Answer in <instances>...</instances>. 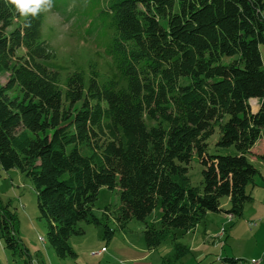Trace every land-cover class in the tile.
<instances>
[{
	"label": "trees",
	"instance_id": "16d2710c",
	"mask_svg": "<svg viewBox=\"0 0 264 264\" xmlns=\"http://www.w3.org/2000/svg\"><path fill=\"white\" fill-rule=\"evenodd\" d=\"M263 14L264 0H113L106 16L116 35L106 54L119 77L100 84L93 67L87 81L79 70L63 79L46 66L56 54L43 14L26 23L0 0V74H10L0 86V178L18 169L32 180L60 259L77 256L70 239L84 235L82 222L102 225L105 239L144 222L152 251L209 213L243 216L261 175L249 157L264 131ZM14 88L22 99L9 96ZM195 157L200 186L189 176ZM102 188L119 190L120 203L98 219ZM158 206L161 219L148 223ZM0 239L29 264L17 217L1 201ZM175 245L176 260L189 252Z\"/></svg>",
	"mask_w": 264,
	"mask_h": 264
},
{
	"label": "rangeland",
	"instance_id": "374dc122",
	"mask_svg": "<svg viewBox=\"0 0 264 264\" xmlns=\"http://www.w3.org/2000/svg\"><path fill=\"white\" fill-rule=\"evenodd\" d=\"M112 1L54 0L52 11L43 14V37L56 58L44 61V64L61 73L63 79L79 70L88 81L93 67L100 74V84L108 79L117 80L119 75L106 54V48L116 35L111 27V17L106 16ZM261 52L264 64V46H261ZM9 81V73L0 74V86H6ZM9 96L23 98L19 88L10 91ZM250 105L252 111L257 112L261 101L254 98ZM219 137L218 127L208 141L209 154H216ZM230 151L234 153L235 149ZM252 152L249 159L261 175L256 178L255 185L248 188V192L253 193L254 201L247 203L245 221L244 213L237 219L225 213H209V218L206 217L201 224L202 232L197 231L195 235L193 232H177L176 241L169 238L159 250L154 251L147 249L143 236L144 222L134 220L129 225L128 234L116 231L110 239H105V228L102 225L82 222L79 226L85 231L84 235L70 239L77 256L60 259L49 243L48 226L40 217L37 190L30 178L18 169L2 170L0 201L2 205L9 206L17 217L20 245L27 252L29 264H260L262 255L258 252L264 250V131ZM202 172L203 165L195 157L189 166L192 186L201 185ZM257 192L260 193L258 196L255 195ZM119 203V190L102 188L93 210L94 216L102 219L107 206ZM230 207L229 198L222 199V208L226 211ZM161 216L162 208L158 206L147 221L150 224L158 223ZM205 223L207 232L203 234ZM109 224L112 229H116L113 220ZM260 234L262 236H258ZM175 243L189 250L177 260L175 257L179 245ZM226 259L239 261L230 263ZM0 264H25V261L20 253L14 255L8 250L5 242L0 239Z\"/></svg>",
	"mask_w": 264,
	"mask_h": 264
},
{
	"label": "clouds",
	"instance_id": "9594fccd",
	"mask_svg": "<svg viewBox=\"0 0 264 264\" xmlns=\"http://www.w3.org/2000/svg\"><path fill=\"white\" fill-rule=\"evenodd\" d=\"M6 3L12 6L18 17L26 23L51 12L54 7V0H6Z\"/></svg>",
	"mask_w": 264,
	"mask_h": 264
},
{
	"label": "crops",
	"instance_id": "0c3cea01",
	"mask_svg": "<svg viewBox=\"0 0 264 264\" xmlns=\"http://www.w3.org/2000/svg\"><path fill=\"white\" fill-rule=\"evenodd\" d=\"M253 153V152H252ZM252 193V192H251ZM260 193H256L255 195H259ZM252 196H253V193H252ZM253 201H254V199H253ZM251 203V202H250ZM246 212H247V204H246V206H245V209H244V221H245V214H246ZM263 212V211H262ZM256 214H262V213H256ZM227 215V214H226ZM207 218H209V216L207 215ZM222 220H224V218L222 219ZM206 221H207V219H206ZM205 221V222H206ZM208 222V221H207ZM201 224H203V223H200V225L199 226H197L194 230H192V231H190L191 233L193 232L194 234L193 235H195L196 233H197V231L198 232H202L201 231ZM205 227V229L203 230V234H204V231H206L207 232V229H206V227H207V224L205 223V225H204ZM240 227H242V225L240 226ZM128 231H129V229H128ZM123 232L124 234H128L129 232ZM144 231V230H143ZM187 234H189V232L187 233ZM192 235V236H193ZM206 235V234H205ZM144 236V235H143ZM258 236H262V234H260V235H258ZM145 240V239H144ZM161 247H159L158 249H156V250H159ZM148 249V248H147ZM150 251V250H149ZM152 251H154V250H152ZM100 252V251H99ZM101 253V252H100ZM100 253H98V254H100ZM258 254L259 255H262L261 256V263L260 264H264V250H260L259 252H258ZM149 256H151V255H149ZM146 258H148V256H146ZM234 260H237V259H234ZM237 261H239V260H237Z\"/></svg>",
	"mask_w": 264,
	"mask_h": 264
},
{
	"label": "built area",
	"instance_id": "2783aa9c",
	"mask_svg": "<svg viewBox=\"0 0 264 264\" xmlns=\"http://www.w3.org/2000/svg\"><path fill=\"white\" fill-rule=\"evenodd\" d=\"M231 218V217H230ZM232 219V218H231ZM256 264H257V262H256Z\"/></svg>",
	"mask_w": 264,
	"mask_h": 264
}]
</instances>
